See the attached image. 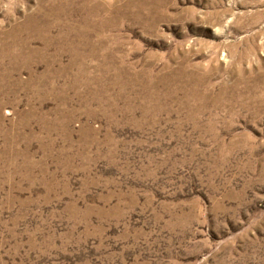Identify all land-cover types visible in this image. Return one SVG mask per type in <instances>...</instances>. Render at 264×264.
<instances>
[{
	"label": "rangeland",
	"instance_id": "obj_1",
	"mask_svg": "<svg viewBox=\"0 0 264 264\" xmlns=\"http://www.w3.org/2000/svg\"><path fill=\"white\" fill-rule=\"evenodd\" d=\"M0 264H264V0H0Z\"/></svg>",
	"mask_w": 264,
	"mask_h": 264
}]
</instances>
